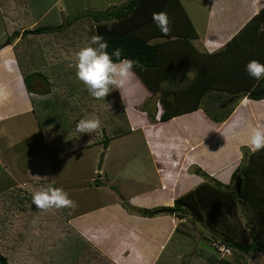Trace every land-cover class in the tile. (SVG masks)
Instances as JSON below:
<instances>
[{
	"label": "crops",
	"instance_id": "1",
	"mask_svg": "<svg viewBox=\"0 0 264 264\" xmlns=\"http://www.w3.org/2000/svg\"><path fill=\"white\" fill-rule=\"evenodd\" d=\"M7 1L0 0L1 5L10 9L13 0L8 4ZM61 1L54 0L49 8L42 7L36 12L35 5L28 0L32 26L64 25L69 16L64 7L59 8ZM88 1L91 7L89 13H94L120 6L127 0ZM179 1L186 11L183 2ZM197 2L193 0V3ZM262 2L211 0L200 30L186 11L197 33V37L190 42L197 52L207 56L202 60L199 58L202 68L206 65V70L211 73L215 71L219 59L210 55L225 48L260 11ZM13 22L9 14L4 15L0 11V123L25 115L35 119L31 94L23 82L22 66L15 51L16 44L23 37L16 38L11 45H3L14 29ZM78 23L76 21V25ZM57 34L26 37L40 39L52 35L57 37ZM43 51V47L40 48L36 60L42 69L59 63L47 62ZM73 59L76 61V55ZM190 72L191 75L186 74L185 82L196 75L194 69ZM115 90L124 108L130 133L110 140L106 149L101 144L90 146L82 143L70 151L73 154L98 149L102 163L98 169L94 168L92 174L98 171L100 185H97L99 180L92 177H80L81 170L77 171L80 173L69 183L63 180L66 177L64 169L58 172L59 175L57 172H49L47 175L39 172L34 182L13 185L8 190L21 195L6 215V227L11 228L12 232L7 234L9 242H6L5 253L1 250L0 253L7 264H183L185 250L181 255H175L170 251V246L176 227L184 223V220L172 214L143 217L124 208L122 201L136 209L170 208L175 199L204 182L202 177L192 173L195 167L221 184L228 185L232 173L241 162V147H247L255 128L264 127V99H238L230 105L232 112L228 118L220 123L213 122L204 109L200 110L202 102L195 111L161 122V106L158 110L155 104H149L148 111L147 108L142 112L136 110V106H140L151 94L135 73L123 89L124 98L119 89ZM134 91L142 97L136 104H131L130 99L136 95ZM211 93L215 95L217 91L208 92L205 97ZM36 96L46 97L42 94ZM210 109V112L217 111L215 106ZM153 114L156 116L152 119L150 116ZM133 133H138L139 139L135 140L131 136ZM137 145H141L143 151L140 149V152L132 153L131 156L123 154L125 148ZM41 152L45 153V148ZM73 163L77 164L78 161ZM28 169L29 163L26 160L20 170L27 172ZM48 186L63 188L77 206L74 209L48 211L37 210L35 205L31 207L27 200ZM20 221L22 227L17 230L15 226ZM174 241L178 242L179 248H185L181 241ZM207 259L210 264H214L213 256H207Z\"/></svg>",
	"mask_w": 264,
	"mask_h": 264
},
{
	"label": "trees",
	"instance_id": "2",
	"mask_svg": "<svg viewBox=\"0 0 264 264\" xmlns=\"http://www.w3.org/2000/svg\"><path fill=\"white\" fill-rule=\"evenodd\" d=\"M9 1L12 0L7 2ZM262 4L260 11L226 44L223 50L210 55L212 58L217 56L216 58L219 59L217 66H221L222 62L228 64L231 72L230 78L223 74L222 70L218 71L217 67L212 73L206 70V65L202 68L199 60L207 56L197 52L191 44L190 40L196 38L197 33L179 0H127L124 4L113 6L103 12L77 16L68 21L66 26L72 29L78 25L76 21L88 20L92 25V34L102 35L108 42L107 51L110 54L116 48H120L122 49L121 58L126 57L138 61L133 71L150 92L151 97H155L162 107L159 121L164 122L199 109L205 95L208 92L217 91L230 94L232 97L229 99L233 100L225 108L211 112L212 115L208 114L211 120L220 123L229 116L230 111L227 112L226 109L238 99L242 97L256 101L264 99V80H255L245 70L248 62L253 59L264 63V0ZM27 8L28 4L24 0H16L13 9L12 7L5 8L0 2L1 13L9 14L14 20L12 24L14 29L9 33L4 46L11 45L20 36H39L64 31L65 25L35 27L32 26V22L27 23L31 20L27 19L29 17ZM159 12L168 14L171 31L167 36L161 33L152 20V14ZM71 64L59 62L43 70L40 64L32 62L27 67L21 68L23 82L27 92L31 94L32 113L43 138L44 134L50 137L51 128L60 127L63 131L68 129L64 125L67 120L60 109L58 94L51 100L43 97L44 100L38 104L35 102L36 95L49 93L47 90L41 92L42 81L48 83L50 78L56 82L59 77L64 78L63 74L68 72H71L70 76L76 75L75 65ZM64 67L68 69L67 72ZM191 69L195 70L196 75L189 82H185V76ZM183 71L185 76L182 75ZM70 76H68L69 79ZM67 81L73 82L70 83L73 87L83 85L79 80ZM115 94L118 95L117 92ZM119 104L120 118L114 120L115 124L109 127L111 135L106 133V128L101 130L102 138L99 143L104 149L108 147L110 140L127 135L131 131L120 100ZM218 112H222L221 118L214 116ZM155 114L151 116L155 118ZM46 150L48 156L53 154L61 156L64 153L60 148L55 149L51 146ZM192 173L202 177L204 182L175 199L170 208L136 209L130 207L124 200L122 201L123 207L143 217L172 214L179 220L192 217L195 223H203V212H205L211 224L207 235H204L207 244L221 240L237 258L239 254L252 253H258L264 257V150L252 153L249 149L242 148V159L232 173L233 184L231 186L221 184L200 168H193ZM236 179L241 180L239 195L234 188ZM236 202L252 215L251 240L248 242L246 239L236 240L228 235L227 230L230 228V223L228 222L229 226L225 227L227 220L223 222L222 216L213 219L210 213L220 208L233 210ZM232 216L236 214L232 213ZM194 235V232L185 228V224L181 223L176 227L171 240L181 241L180 243L188 247ZM213 259L214 264H236L223 258L213 257ZM0 264H7L1 253Z\"/></svg>",
	"mask_w": 264,
	"mask_h": 264
},
{
	"label": "rangeland",
	"instance_id": "3",
	"mask_svg": "<svg viewBox=\"0 0 264 264\" xmlns=\"http://www.w3.org/2000/svg\"><path fill=\"white\" fill-rule=\"evenodd\" d=\"M15 1L16 0H13L11 2L12 9L14 7ZM31 1L35 5L34 9L36 12L41 10L42 7L49 8V6H51L54 2V0ZM181 1L185 6L186 11L192 18L194 25L198 30H200L204 25L206 8L208 7L211 0H197V3H193V0ZM24 2L29 4L28 0H24ZM59 4V8L62 9L64 7V9H66V13L69 16L68 20L73 19L74 16L80 15L81 13L86 14L91 12V7L88 0H62L61 3L59 2ZM110 8L103 11L109 10ZM28 12L29 17H27V19L30 18L31 20H28L27 23H31L33 19L30 17L31 12ZM66 23L64 24V31L58 33L57 37L52 35L51 37L44 36L40 39L35 37L21 38V40L15 46V51L20 59V65L23 67L25 65L28 66L29 64H32V62H36L38 59L39 50L42 47L44 49L43 52L44 56L47 58V62L52 64L56 62H68L75 65L76 61L73 58L75 57L76 53L81 48L90 46L91 37L93 36L92 25L88 20H82L77 26L69 29L66 26ZM87 43L89 45H87ZM92 46L95 47L94 45ZM216 67L218 71L222 70L223 74H226L229 76V78L231 77V72L226 62H222L221 66L216 65L215 69ZM64 70L65 72L68 71V69L65 67ZM70 73L71 72L64 73V78L59 77L56 82L52 81V79L49 77L48 83L43 81L41 82L40 80L42 88L41 92L46 90L49 92L45 94L42 93V95H46L45 99L51 100L55 95H59L61 106L60 109L65 116V120H67V123H64V125H66L67 127L65 128L68 129L63 131L60 127L51 128L50 137H47V135L44 134L43 138L40 133H38V123L36 119H34L31 115H25L22 118H15L0 123V250L3 253L6 251V242H9V236L7 234L12 232L11 228L6 227L5 220L7 211L12 208V204L15 203L16 200L19 201V195H21L14 191H8L11 186L22 183L30 184L31 182H34L36 177H38L35 175L39 172H41L40 174L47 175L49 172L54 174L55 172L58 173L64 169L66 177H63V180L69 183L76 174L80 173H77L78 170H81V174H83H80V177L87 179L92 177L96 179V181L99 180L97 179L98 171L96 174H92L94 168L98 169L101 167L102 163V156H98V149L94 148L90 151H79L78 153L76 152L73 154H71L70 151L74 150L72 149L74 146H76V148L80 147L82 143L90 146L100 144L99 142L102 138V128H106V133L111 135L109 127L115 124L113 123L114 120H119L120 118V98L115 94L117 91L114 89L108 95H106L104 100H97L88 93L84 84H79V86L73 87L72 84H70L73 82L69 83L67 80L71 81V79H74L76 82L78 79L76 75L70 76ZM188 73L191 75L190 71H188ZM182 75H184V71ZM68 76H70V79ZM135 94L136 95H133V97L130 99L131 104H136L138 102L137 100L142 97L141 94H137L136 92ZM43 97H36V104H38V102H42L44 100ZM231 97L232 96L228 93L217 92L215 95L214 93H211L202 100V106L200 110L202 111L204 109L207 116L209 113L212 115L210 112V108H212V106H215L216 110L219 111L221 103H224L225 100L228 101ZM156 103L157 99L155 97H150L147 99L145 98L140 106H136V110L138 112H142L148 107V104H155L156 107ZM157 109H160L158 105ZM226 111H230L231 113L232 108L228 107ZM221 114L222 112H218L214 114V116L221 118ZM150 117L153 119L152 116ZM92 118L99 119L101 121V127L99 130L93 134H80L76 132L75 126L80 119ZM131 136L135 140L139 139L138 133H133ZM49 146L52 148L55 147V149L60 148L62 151H64L63 155L58 156L53 154L52 156H48L46 149ZM42 148H45V153L41 152ZM242 148L247 147H241V154ZM140 149L143 151L144 148L141 145H137V147L131 146L130 148H125L123 150V154L126 156H131L130 154L132 153H137L138 151L140 152ZM58 157L61 158L58 159ZM26 160L29 163V169L27 172L20 170L21 164ZM76 160L78 163H73ZM85 162H87V164ZM232 182L233 181L230 180L228 185L231 186L233 184ZM100 184L101 179L98 181L97 185ZM90 185L93 186L94 184L90 183ZM27 201L32 207V197ZM233 207V210H224L220 208L212 210L210 213H212L213 219H215L217 216H222L223 222L227 220L226 224L224 225L225 227H227V225L229 226L230 223V228L227 230L228 235L233 236L236 240L246 239L248 242L251 240L252 232L250 225L253 222L251 219L252 215L249 211H246V209L244 210V208H241L238 202H236ZM18 213H20V211ZM232 213H235L236 216H232ZM203 215V223H195L192 217L185 219L184 223H182L185 224V228L189 229L195 234L192 236V243H190L188 247L179 248L178 242L175 243V241H173L170 246V251L175 255H181L183 250H185L183 254V264H210L208 259V261H206L207 256H213L216 259L221 258L216 253V250L211 246V243L207 244L205 242L204 235H207V231L209 230L211 224L209 223L210 220L208 219L209 217L207 218V214L203 212ZM21 218L22 217H20V219ZM15 227L17 230H20L22 227V221H20V223ZM221 230L223 229L221 228ZM204 255H206V257H204ZM223 259L236 264H264V257L258 253H252L249 255L239 254L238 258L237 256L231 254L223 257Z\"/></svg>",
	"mask_w": 264,
	"mask_h": 264
},
{
	"label": "clouds",
	"instance_id": "4",
	"mask_svg": "<svg viewBox=\"0 0 264 264\" xmlns=\"http://www.w3.org/2000/svg\"><path fill=\"white\" fill-rule=\"evenodd\" d=\"M152 20L162 34L167 36L170 33V20L166 12L153 13ZM108 46V42L102 35H93L90 46L81 48L76 53V77L86 86L88 93L97 100H104L106 95L114 89H119L124 98L123 89L134 75V66L138 64V61L121 58L122 49L120 48H116L110 54L107 51ZM245 70L255 80H264V63L253 59L248 62ZM100 127L99 119H80L76 123L75 130L80 134H93ZM247 147L252 153L264 150V127L254 129ZM32 204L37 210L43 211L74 209L77 206L63 188L55 186H48L35 192Z\"/></svg>",
	"mask_w": 264,
	"mask_h": 264
},
{
	"label": "built area",
	"instance_id": "5",
	"mask_svg": "<svg viewBox=\"0 0 264 264\" xmlns=\"http://www.w3.org/2000/svg\"><path fill=\"white\" fill-rule=\"evenodd\" d=\"M157 105L160 106L159 104ZM211 246L221 258L232 254L231 250L222 241H214L211 243Z\"/></svg>",
	"mask_w": 264,
	"mask_h": 264
},
{
	"label": "water",
	"instance_id": "6",
	"mask_svg": "<svg viewBox=\"0 0 264 264\" xmlns=\"http://www.w3.org/2000/svg\"><path fill=\"white\" fill-rule=\"evenodd\" d=\"M232 102V99H229L227 102L223 103L220 105L221 108H224L227 106V104L231 103ZM234 188H235V191L236 193L239 195L240 193V188H241V180L240 179H236L234 181Z\"/></svg>",
	"mask_w": 264,
	"mask_h": 264
}]
</instances>
